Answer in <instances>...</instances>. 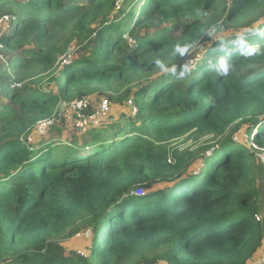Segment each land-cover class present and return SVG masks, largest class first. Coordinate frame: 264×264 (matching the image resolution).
Returning <instances> with one entry per match:
<instances>
[{
	"label": "trees",
	"instance_id": "1",
	"mask_svg": "<svg viewBox=\"0 0 264 264\" xmlns=\"http://www.w3.org/2000/svg\"><path fill=\"white\" fill-rule=\"evenodd\" d=\"M88 1L0 0V20L12 15L0 30L13 29L1 45L36 47L0 83V264H248L264 234L246 189L259 160L233 135L248 123L264 149V0ZM222 21L237 30L186 61ZM73 45L79 58L62 63ZM157 61L175 72L141 87L137 118L110 114L83 147L22 141L61 101L126 89L159 74ZM185 136L218 139L202 170L170 149ZM82 227L90 255L67 253L62 239Z\"/></svg>",
	"mask_w": 264,
	"mask_h": 264
},
{
	"label": "rangeland",
	"instance_id": "2",
	"mask_svg": "<svg viewBox=\"0 0 264 264\" xmlns=\"http://www.w3.org/2000/svg\"><path fill=\"white\" fill-rule=\"evenodd\" d=\"M17 1H22V0H17ZM76 1L81 3L83 2L86 4L89 2L88 0H76ZM122 6L123 5L121 4V7ZM133 6H135V2L133 3ZM8 17L9 19L10 17L12 18V15L6 14L4 17L1 18L0 22L7 20ZM113 17H115V19L118 18L117 15H113ZM248 22L249 21L241 22L239 24V27L247 25ZM7 23L9 25H12L10 21H7ZM167 25L168 24H162V26H167ZM236 27L238 26L231 28V25L225 23L224 21L214 26L213 29H211L210 32L207 33V35L204 37V39L198 44V46H196L187 55L186 61L192 64V61H196V59L200 57L199 52L205 49V47H209V44L213 38L221 37V36L222 37L229 36L233 31L237 30ZM127 28L128 26H126L125 29ZM12 31L13 29L9 31L5 29H1L0 38L3 37V35L10 33ZM126 37L129 38L128 35H126ZM129 42L132 43V41ZM3 46L4 45H1L0 43V83L3 82V80L10 79L13 70L10 67L9 63L14 57L25 55L28 49L30 50L36 49L33 43L27 46L25 50L19 52L9 51L6 49L5 46L4 47ZM80 53H81L80 47H78L77 45H73L65 54V57L62 58V63L69 64L72 61L77 60L79 58ZM155 74L153 72L145 74L141 80L137 82L135 81L136 82V83L134 82L135 84L129 86L126 89L116 88L111 91H107V90L97 91L91 93L90 95H85L81 98H76L71 101H66V100L61 101L58 105L57 114L53 117L52 122L50 124L49 123L45 124V125L49 124L46 127V129L42 130V128H40V125L37 124L34 126L33 129H31V132L29 134H26L23 137L22 141H25L27 138L32 142L36 139V137H38V138H43L44 141L48 143L52 142L51 144L53 146L64 147L66 145H71L73 142L78 140L77 142H80L79 146L83 147L84 143L82 142L81 139H77V138L81 135H86L87 133H89L88 131H90V128L94 126H98L103 121L108 120L110 114L112 115L111 119L113 118V116L121 119L123 116L129 118V116L138 114L135 111V109H133V107L136 106L135 95L138 93V91L141 89V87L144 84L153 81L158 76L164 75L163 71H161L157 75ZM49 79L50 78L46 79L44 83L45 88L48 90L53 89L56 92V83H51L52 80ZM105 101L108 102V106H109V110L106 116L103 115L98 122H93V124H90L85 129H82L80 126H78V123L81 120L80 114L87 117L94 114L96 111L101 109ZM78 104H82V105L87 104V107L81 110L78 108L77 106ZM130 119H132V117ZM250 127L251 126L248 123L242 124L241 129L235 135H233V140L236 143H240V145L242 144L241 146H246L247 149L251 148L252 152L254 150L260 162L259 163L257 161L256 172L255 174H253L252 177L253 179L249 182V185H247L246 189L253 187L258 193V199H257L258 208H259L258 219H260V221L263 223L262 231L264 233V161L261 160L260 158L262 156V154H260L261 153L260 149H257L253 143V136L255 132L254 131L252 132V129L250 131ZM217 142L218 139H216L213 136H207L204 138H200L199 140L185 136L180 139H174L169 146L171 150L179 151L182 154L188 152L195 154L196 158H195L193 170H202L204 168V164H203L205 161L204 157L209 156V154L214 151V149H212L210 152H208V147L215 145V143ZM170 160L171 163H173L171 157ZM77 229L79 232L75 233L74 235H71L73 234L72 231L68 232L65 235V237L62 239L61 244L65 247L67 253L75 251V252H79V254H82L84 256H89L93 242V235H94L93 231L90 227L76 228L74 230ZM260 242H261L260 247L257 249V252L251 257L252 259L248 262V264H257L264 262V234L262 235V239ZM154 260L155 257L149 256L150 263L148 264H157V263H151ZM127 264H145V263H142L141 258H134L131 261H129Z\"/></svg>",
	"mask_w": 264,
	"mask_h": 264
},
{
	"label": "built area",
	"instance_id": "3",
	"mask_svg": "<svg viewBox=\"0 0 264 264\" xmlns=\"http://www.w3.org/2000/svg\"><path fill=\"white\" fill-rule=\"evenodd\" d=\"M7 21H9V17H8L7 20H4L2 22H7ZM77 106H78L79 109L82 110L85 107H87V104H83V105L82 104H78ZM108 110H109L108 102L105 101L104 104L102 105L101 109L96 111L94 114H92V115H90L88 117L80 114V119L81 120L78 123V126H80L82 129L87 128V126H89L90 124H93V122H98L103 115L106 116ZM52 119L53 118L39 122L38 124L40 125V128H42V130L46 129V127L52 122ZM46 123H49V124L45 125ZM260 154H262V156L261 157L259 156V157L261 158V160L264 161V149L261 150Z\"/></svg>",
	"mask_w": 264,
	"mask_h": 264
},
{
	"label": "clouds",
	"instance_id": "4",
	"mask_svg": "<svg viewBox=\"0 0 264 264\" xmlns=\"http://www.w3.org/2000/svg\"><path fill=\"white\" fill-rule=\"evenodd\" d=\"M237 43L243 45V41H242V40L237 41ZM178 50H179V49H178ZM156 63H157V65L160 67V69H161L163 72H169V71H171V72H175V67L169 69V68H166V67H165L161 62H159V61H157ZM221 67L224 69V72L227 73V71H228V67L226 66V64H225L223 61L221 62ZM186 71H187L186 68L184 69V71H181L180 76L183 77ZM133 109H135V111H136L138 114H135V115H133V116H129V117H132V118L135 119V118H137V117L139 116V108H138L137 105H136V106L133 107ZM260 151H261V150H260Z\"/></svg>",
	"mask_w": 264,
	"mask_h": 264
}]
</instances>
